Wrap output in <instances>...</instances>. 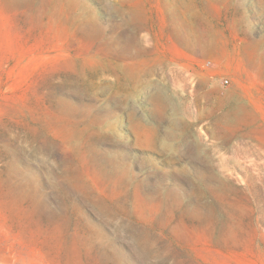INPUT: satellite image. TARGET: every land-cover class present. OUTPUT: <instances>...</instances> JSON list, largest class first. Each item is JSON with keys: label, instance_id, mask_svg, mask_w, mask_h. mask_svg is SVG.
<instances>
[{"label": "rangeland", "instance_id": "374dc122", "mask_svg": "<svg viewBox=\"0 0 264 264\" xmlns=\"http://www.w3.org/2000/svg\"><path fill=\"white\" fill-rule=\"evenodd\" d=\"M0 264H264V0H0Z\"/></svg>", "mask_w": 264, "mask_h": 264}, {"label": "built area", "instance_id": "2783aa9c", "mask_svg": "<svg viewBox=\"0 0 264 264\" xmlns=\"http://www.w3.org/2000/svg\"><path fill=\"white\" fill-rule=\"evenodd\" d=\"M224 82H225V83H227V81H226V80H225Z\"/></svg>", "mask_w": 264, "mask_h": 264}]
</instances>
